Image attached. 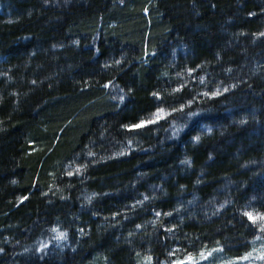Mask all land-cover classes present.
Returning <instances> with one entry per match:
<instances>
[{
    "label": "trees",
    "instance_id": "trees-1",
    "mask_svg": "<svg viewBox=\"0 0 264 264\" xmlns=\"http://www.w3.org/2000/svg\"><path fill=\"white\" fill-rule=\"evenodd\" d=\"M261 33L264 0H0V264L248 253L264 235L243 215L264 213ZM54 227L68 246L51 254Z\"/></svg>",
    "mask_w": 264,
    "mask_h": 264
},
{
    "label": "rangeland",
    "instance_id": "rangeland-1",
    "mask_svg": "<svg viewBox=\"0 0 264 264\" xmlns=\"http://www.w3.org/2000/svg\"><path fill=\"white\" fill-rule=\"evenodd\" d=\"M153 119L155 116L153 115ZM60 232L62 231L56 228ZM66 233V232H65ZM67 234V233H66ZM56 236L55 232H52L50 247L51 249L48 250L49 253L53 254L57 251H62L68 246V237L66 239L57 240L54 237ZM221 251V250H220ZM220 251L217 249L212 250H202L198 254L195 255H183L176 256L173 255L171 262H160L157 264H263L264 259L260 258V254L264 252V235H258L255 239L252 249L248 253H245L241 257L235 258H224ZM203 253V257L201 254ZM247 257V258H245ZM149 261L147 259H143L140 264H148ZM88 264H105L101 259H94L91 260ZM139 264V263H138Z\"/></svg>",
    "mask_w": 264,
    "mask_h": 264
},
{
    "label": "snow or ice",
    "instance_id": "snow-or-ice-1",
    "mask_svg": "<svg viewBox=\"0 0 264 264\" xmlns=\"http://www.w3.org/2000/svg\"><path fill=\"white\" fill-rule=\"evenodd\" d=\"M261 35H264V33H261ZM117 63H119V61H117ZM188 71H189V74H191L192 70L189 69ZM203 82H204L203 78H201V83H203ZM108 86H109L108 84L104 85V87H108ZM181 87H183V85ZM233 87H235V85H233ZM174 91H180V89L178 88V89H175ZM227 91H228V88H224V92H227ZM221 94L222 93L219 90L214 91L211 94H209L208 92H204L203 93V95L206 96V97L207 96L215 97V96H219ZM153 95L156 96L157 98H159L158 94L154 93ZM119 99L121 101H123L124 100V95L123 94L119 95ZM191 103H192V101L189 100L188 104L191 105ZM183 109H184V105H181L180 109H172V111L173 112H175V111H183ZM153 115L155 116V119H150V120H147V121H141L138 124L127 125L125 127H127L129 130L142 128V127H145L148 124H154V123H156L157 121H159L162 118H166L167 115H169V113L165 112V110L162 109V108H158L156 113H154ZM187 115H188L189 118H191L193 116H197L198 113H196V112H188ZM242 123H243V121H242ZM173 131H174V134L178 133V129H176L175 127L173 128ZM194 139L195 140H199V137H195ZM120 155H125V153H120ZM88 156H94V153L89 152ZM86 167H87V165L77 166V168L75 169V173L79 174L81 172L82 168H86ZM67 175L71 176V175H73V172H68ZM22 199H26V197L22 198ZM144 199L147 200L148 197H144ZM138 203H142V201H140ZM160 215H161V213H159V212L156 213V216H160ZM164 215H169L170 216L171 213H165ZM243 215L247 216L248 219L250 221H252L253 223H255L257 219H259L260 221L264 222V213H257L254 216L251 212H244ZM137 227H139V225ZM260 229H261V231H264V223L260 224ZM51 231L56 233V236L54 238L57 239V240L66 239L67 238V234L65 232H60L55 227L52 228ZM166 231H171V229H166ZM47 247H48V245L42 242L40 244V247L37 249V251H43ZM201 256H202V258H204L203 257V253L201 254ZM245 258H247V257H245ZM260 258L264 259V252H262L260 254ZM147 260L149 261V264H150L151 257H148ZM178 264H180V262H178Z\"/></svg>",
    "mask_w": 264,
    "mask_h": 264
}]
</instances>
